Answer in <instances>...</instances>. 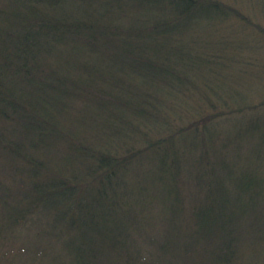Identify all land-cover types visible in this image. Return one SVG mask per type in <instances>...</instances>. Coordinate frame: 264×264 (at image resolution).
Masks as SVG:
<instances>
[{
    "label": "trees",
    "instance_id": "trees-1",
    "mask_svg": "<svg viewBox=\"0 0 264 264\" xmlns=\"http://www.w3.org/2000/svg\"><path fill=\"white\" fill-rule=\"evenodd\" d=\"M238 2L0 0V264H264V85L236 68H264V0Z\"/></svg>",
    "mask_w": 264,
    "mask_h": 264
},
{
    "label": "rangeland",
    "instance_id": "rangeland-1",
    "mask_svg": "<svg viewBox=\"0 0 264 264\" xmlns=\"http://www.w3.org/2000/svg\"><path fill=\"white\" fill-rule=\"evenodd\" d=\"M226 1L229 3H232L234 5L239 3L238 0H226ZM248 1H251L253 3L256 0H248ZM235 6H237V5H235ZM224 33H228V31L224 30ZM224 35H226V34H224ZM245 48H246V46H245ZM236 68L238 70H240L237 77L239 76V78H241L244 81L248 82V81H250L252 79L254 80V78L258 77V80L256 81V83L253 86V90L259 91L263 87V85H264V68H260V69L259 68H257V69L251 68L250 71L246 70L245 67L241 68L239 65H237ZM117 151H118V149H117ZM249 156H250L249 158L246 156V160L248 158L249 161H250V159L253 161V157L250 153H249ZM169 162H170L169 159L168 160L166 159V163L169 164ZM148 168H150V166ZM152 168H154V169H152L151 171L148 170V173L146 174L148 181L153 180V178H155V176L159 175V173H158L159 170L155 169V164L152 165ZM157 190H158V188L156 186L155 191H157ZM33 232H34V230L31 229V226L29 224L26 227L13 228L11 230V233L7 234V239H5V240L3 239L1 242L2 248H5L6 257H8V258L14 257V258H19V259L21 257H22V259L27 258L28 254H23L21 252V250L19 249V246H22L23 244H26V243L32 244L34 242V240H33L34 233Z\"/></svg>",
    "mask_w": 264,
    "mask_h": 264
}]
</instances>
